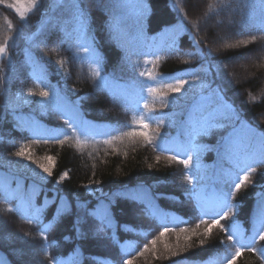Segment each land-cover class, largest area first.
Listing matches in <instances>:
<instances>
[{
  "label": "trees",
  "instance_id": "obj_1",
  "mask_svg": "<svg viewBox=\"0 0 264 264\" xmlns=\"http://www.w3.org/2000/svg\"><path fill=\"white\" fill-rule=\"evenodd\" d=\"M13 1L0 2V171L39 192L18 202L0 187V261L230 264L240 249L234 264H264V159L240 136L243 126L264 136V0H38L24 19L7 6ZM179 24L185 31L173 44L150 45L148 35ZM256 53L255 67L233 81L232 63ZM177 80L188 83L171 92ZM58 94L106 128L77 130ZM24 116L59 133L36 136L21 128ZM201 116L215 126L193 141L189 125ZM229 142L240 146L232 155ZM249 168L251 182L236 190ZM130 188L146 189L178 218L158 219L123 193ZM101 202L113 225L91 211Z\"/></svg>",
  "mask_w": 264,
  "mask_h": 264
},
{
  "label": "rangeland",
  "instance_id": "obj_2",
  "mask_svg": "<svg viewBox=\"0 0 264 264\" xmlns=\"http://www.w3.org/2000/svg\"><path fill=\"white\" fill-rule=\"evenodd\" d=\"M25 2L26 0H20L21 4ZM13 3H16V0L13 1L11 4ZM9 5L10 4H7V6ZM10 8H12L15 11L13 7H10ZM77 14H78V17L81 15L80 13H77ZM166 29H169V28H166ZM166 29H164L163 31L165 32ZM181 30H182V27L179 26L176 29V31L172 29V30L166 31L165 33L161 31L158 34H151L148 37V40L150 41V44L155 47L160 46V44L161 45L168 44V43L170 44L173 42L172 41L173 36H175ZM169 35H171L172 37ZM215 36L219 41H221L222 39L226 37L224 31L222 30V27L221 29L216 30ZM5 53L3 55H0V59L5 55ZM253 57H257V53L255 56L242 55V56L237 57V59L232 63V68H230V73H231L230 76L233 81H243L244 77L248 74L249 69L255 67L254 62H253L254 60ZM37 65L42 71H44V68L40 63L37 62ZM257 69L264 70L261 65L257 66ZM59 101H60L59 103H60V108H61V105L66 102L62 97H60V95H59ZM68 106L73 110L71 112L73 115L65 111L63 108L61 109L62 111L66 113V115L69 118L74 119L76 124H79L80 121H83V122H89L91 125H93V128L103 129L104 127H106V124H98V123L90 122L89 120L83 118L79 110L76 109L74 106L70 104H68ZM22 118L24 122L23 124H21V128L26 129L34 133L37 136L52 137V136L57 135L59 132V129L57 127L48 126L45 123L41 122L40 120L32 116H24ZM241 132H243L244 134L243 136L244 147H246V145H252L254 147V151H256L257 147H259L260 145L255 142H259V138H257L256 140H254V142H252L250 140V137H248L245 134L247 133L250 136V134L252 133L250 128H248L247 126H244ZM252 154L254 155L255 153L253 152ZM0 187H1V190L8 196L16 197L18 199V202H21V200L23 199H27L29 197L27 195L28 192L32 193L33 195L32 200H35L34 195L39 192L38 186L33 185L31 183H27L20 177L10 176L2 171H0ZM123 193L132 199H135L137 201L144 203L149 208L150 212L162 221H165L167 218H174V219L178 218L176 214L168 213L162 210L161 207L158 205V203L155 201V199L151 196V194L144 188H137V189L130 188V189L124 190ZM91 211L98 218L104 220L106 223L110 225L114 224L113 216L106 203H103V202L99 203ZM0 264H4V263L0 261Z\"/></svg>",
  "mask_w": 264,
  "mask_h": 264
},
{
  "label": "snow or ice",
  "instance_id": "obj_3",
  "mask_svg": "<svg viewBox=\"0 0 264 264\" xmlns=\"http://www.w3.org/2000/svg\"><path fill=\"white\" fill-rule=\"evenodd\" d=\"M0 2H3V0H0ZM37 3H38V0H26L25 3L21 4L20 3V0H16V3H13V4H10L9 7H13L15 9V11L19 14L20 18L21 19H24L27 15V13L31 12L32 10L35 9V7L37 6ZM9 23V27H11V21L8 22ZM244 43H247V42H244ZM6 51V44H0V55H3ZM95 75H99V72L97 71L95 73ZM141 75H145L144 73H141ZM147 75L151 76L152 74L151 73H147ZM188 83V81H184V80H177L175 85H172V84H169L167 85L168 89L171 91V92H174V93H178L181 91V89L183 88V86ZM149 92H152V93H157L158 97L163 101L166 97H167V93H163V92H160L158 89H155V88H150L148 90ZM39 95L41 97H47L49 95L48 92L46 91H41L39 93ZM255 99V98H253ZM144 108L145 109H148L149 111H152L153 109H150L149 108V105L147 103L144 104ZM140 125L144 128V129H148V124L143 120L141 119L140 120ZM71 126V125H69ZM215 125L211 122V118L210 117H204V116H201L199 118V120H195L193 121L192 123H190L189 125V130H188V135L190 137V139H192L194 141V138L196 136H199V135H207L212 127H214ZM137 133H130V135H135ZM139 135L143 136L147 141L151 142V136L149 135V133L147 131H142L140 133H138ZM260 146H259V158L260 159H264V136L260 137ZM240 146L239 145H236V144H233L232 142H229L226 144V152L229 154V155H232L234 152H236L238 150ZM193 149L195 151H197L198 153V150H199V146L195 145V143H193ZM17 155L18 156H25L26 155V152L25 150L22 148L19 152H17ZM28 159H31V156H28ZM49 160H51V158L49 157L48 158ZM191 162V157H189V159L187 160H184L182 161V163L185 164V166H188ZM40 168L43 169V171L45 173H47L48 175H51V172H52V168L49 167V166H46V165H39ZM255 171L254 169L252 168H249L248 171H246L244 173V175L242 177L239 178V182L235 184V189L236 190H239L241 188L242 185L246 184V183H250V174ZM66 175V174H65ZM60 179H63V176L60 177ZM190 179V177H189ZM227 193L224 194V198L221 200L220 202V206L221 207H225L227 206ZM227 214H225L226 216ZM224 218V217H222ZM219 224V221L218 220H213L212 221V224H210L208 226V228L206 229V232H210L211 231V228L213 226H216ZM221 227H223V225H220ZM165 231H167V229H165ZM164 233L162 232L161 233V236H163ZM233 237L232 236H229V240H232ZM260 239L264 240V234H261L260 235ZM251 239L249 240V243H251ZM153 245H155V240L152 241ZM201 243H203V241H201ZM167 247V245H166ZM145 248H147V245H145ZM252 251H257V249L253 248L251 249ZM241 255V250L240 249H237L235 255L232 257V261L230 262V264H234V261L236 260L237 257H239ZM126 264H131V262H126Z\"/></svg>",
  "mask_w": 264,
  "mask_h": 264
}]
</instances>
